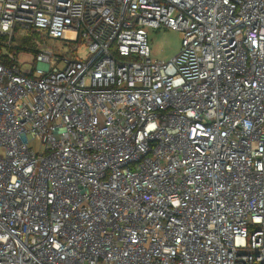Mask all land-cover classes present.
<instances>
[{"label": "built area", "instance_id": "1", "mask_svg": "<svg viewBox=\"0 0 264 264\" xmlns=\"http://www.w3.org/2000/svg\"><path fill=\"white\" fill-rule=\"evenodd\" d=\"M0 264H264V0H0Z\"/></svg>", "mask_w": 264, "mask_h": 264}, {"label": "rangeland", "instance_id": "2", "mask_svg": "<svg viewBox=\"0 0 264 264\" xmlns=\"http://www.w3.org/2000/svg\"><path fill=\"white\" fill-rule=\"evenodd\" d=\"M144 31L146 32L148 37L149 54L153 59L166 61L171 59L179 52L181 46V33L179 31L163 26L157 28L144 27ZM54 42L56 43L54 44L56 47L67 49V45L58 40L49 41V43ZM85 54L86 48H84L83 46H79L77 50V56L83 57ZM26 66L30 65L28 64ZM29 140L30 146L34 150H41L39 142L36 139H33L30 136Z\"/></svg>", "mask_w": 264, "mask_h": 264}, {"label": "trees", "instance_id": "3", "mask_svg": "<svg viewBox=\"0 0 264 264\" xmlns=\"http://www.w3.org/2000/svg\"><path fill=\"white\" fill-rule=\"evenodd\" d=\"M19 44L17 46V48L15 49H27V50H31V51H34L35 52V49H34V44H28V41L26 38H22V39H19ZM21 43H24V44H21Z\"/></svg>", "mask_w": 264, "mask_h": 264}]
</instances>
